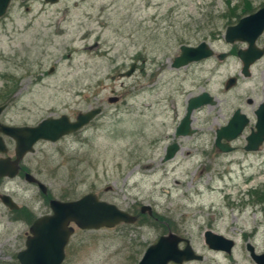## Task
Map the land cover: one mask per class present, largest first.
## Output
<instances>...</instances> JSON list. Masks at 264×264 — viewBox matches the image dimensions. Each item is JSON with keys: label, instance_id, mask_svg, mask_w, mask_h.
<instances>
[{"label": "rangeland", "instance_id": "rangeland-1", "mask_svg": "<svg viewBox=\"0 0 264 264\" xmlns=\"http://www.w3.org/2000/svg\"><path fill=\"white\" fill-rule=\"evenodd\" d=\"M261 4L264 0L11 2L0 18V105H8L3 120L34 125L48 115L74 118L102 108L61 142L37 144L25 166L53 198L74 200L93 192L137 216L133 224L75 230L64 264H137L168 230L203 255V262L193 264L229 263L207 249L206 230L231 238L238 260L245 229L257 224L254 242L264 248V221L256 212L264 199V160L242 151L216 159L210 152L213 129L230 117L240 96L256 89L264 59L229 91L224 84L240 68L233 57L171 67L181 45L206 42L215 53L229 51L224 40L229 15ZM132 64L134 73L120 77ZM202 92L214 104L193 112L195 134L176 138L188 99ZM112 96L119 100L108 103ZM173 142L179 152L163 161ZM2 189L21 208L11 211L0 202V264H19L16 254L40 214L41 192L22 178L0 181ZM143 205L151 207V215L140 213Z\"/></svg>", "mask_w": 264, "mask_h": 264}, {"label": "water", "instance_id": "water-1", "mask_svg": "<svg viewBox=\"0 0 264 264\" xmlns=\"http://www.w3.org/2000/svg\"><path fill=\"white\" fill-rule=\"evenodd\" d=\"M14 0H0V18H2L11 2ZM16 1V0H15ZM24 2L26 0H17ZM47 3H55L57 0H45ZM264 30V6L259 8L253 14L245 16L232 26L225 30L224 40L227 43L243 42L248 45L247 49L240 50L242 73L244 76L250 75V67L261 58L264 49L258 50L255 47L257 37ZM214 53L206 42H201L197 46L181 45L179 55L176 56L171 64L173 69H179L188 64L205 60ZM226 53L217 55L219 61L224 60ZM243 56V57H242ZM136 65L132 64L130 68L121 73L120 77H130L135 70ZM235 83L234 78L227 80L225 89L231 88ZM118 97H109L108 103H115ZM213 103L212 97L204 92L198 96L191 97L187 102L186 112L181 122L175 130V136H191L196 129L191 128L192 113L205 105ZM4 106H0V113ZM101 108L96 107L86 112H81L76 119L70 122L65 115L59 118L48 117L41 120L35 126H9L0 124V131L10 137L15 142V159L8 162L7 159H0V178L17 176L19 162L28 153L34 151V144L40 140L56 142L62 136L77 132L88 125L100 113ZM258 122L259 112H257ZM248 118L237 110L229 120L226 127L218 133L217 142L222 138L231 140L240 133ZM233 130H235L234 134ZM264 135L262 133L253 135L249 143H254V147H246L247 151L256 150ZM3 142L0 141V152H3ZM226 151H230L225 149ZM179 151V145L172 143L167 146L163 161H169L174 158ZM24 181L31 184L37 183L39 189L45 192L46 186L39 182L32 174L26 173ZM1 203L11 211L19 209L17 203L8 195L0 196ZM51 213L49 215L35 219L29 227L28 235L25 240V248L16 254L19 264H62L65 258L64 248L70 237L74 234L75 228L79 230H99L101 228H113L120 223L133 224L137 221V216L131 215L126 211L118 209L115 205L100 200L93 192L87 193L78 199L61 201L51 199L49 201ZM152 214L151 207L143 205L140 213ZM204 241L208 248L214 250H223L227 253L232 249L234 242L220 234L212 231L204 232ZM184 242L183 250L179 249V244ZM262 256H255L257 262ZM195 254L193 248L186 238L175 233L168 232L161 235L158 240L147 247L141 259L137 264H168L174 262L181 264L185 261L201 259Z\"/></svg>", "mask_w": 264, "mask_h": 264}, {"label": "flooded vegetation", "instance_id": "flooded-vegetation-1", "mask_svg": "<svg viewBox=\"0 0 264 264\" xmlns=\"http://www.w3.org/2000/svg\"><path fill=\"white\" fill-rule=\"evenodd\" d=\"M262 6H264V4ZM262 6L258 7L254 11H250V12L246 13L242 17H245V16L253 14L255 11H257ZM242 17H240V18H242ZM240 18H238V19L236 17L231 18L230 21H232L233 23L228 25V26H232V25L236 24L239 21ZM238 43H240L241 46H239V47L235 46V44H238ZM229 46H230V49H229V51L225 52L227 55H226V57L224 59H226L227 57H230V58L233 57V58L237 59L238 63L240 64V68H239L238 73L235 76H231V77H233L235 79L234 86H232L230 88V89H232V88H235L237 84H239V80L241 78H245L246 79V78H249L251 76V69H250V75L249 76H244L243 75V73H242V65H241V63H242L241 56L238 55V52L240 50L247 49L248 45L246 43H242V42H235V43L229 44ZM255 47L258 50L264 49V30L257 37V39L255 41ZM217 55H219V53H215L214 52V55L212 57H214V56L217 57ZM263 59H264V53H263L261 58L256 63L260 62ZM231 77H229V78H231ZM225 84H226V82H225ZM225 84H224V86H225ZM230 89H228V90L225 89V90L229 91ZM202 93H204V92H202ZM202 93H200V94H202ZM237 100L239 101L238 106L235 107L232 110V114L230 115V117L226 121H224L223 124L218 125L217 127H215L213 129V133H212V137H211V141H210L211 156L213 158L219 159V157L229 156V155L234 154V153H236L238 151H242L244 156L259 155L262 158L261 162H263V160H264V135H263V138H262L261 142L259 144H257V146H255V147H257L256 150L247 151L245 148L246 147H254V143H249V139L253 135H257V134L262 133V129L264 127V75H262V77H260V81L257 83V87H256V89L254 91H252L249 95H246L245 97L240 96ZM214 102H215V98L213 97V103L211 105H213ZM1 106H4V109L0 113V124L9 125V126H26V124H24V125H16V124H9V123L5 122L3 120V117H4V113H5V110H6L8 105H1ZM245 107L249 110L250 113L245 112V110H244ZM237 110H239L240 113L245 114L247 116L248 120H247L246 124L243 126V128L240 131V133L237 134V136H235V138H233L231 140H227L225 138H222L220 140V142H217L218 133L221 131L222 128H224V127H226L228 125L229 120L231 119L232 115ZM80 112H82V111L77 112L76 115L74 116V118L70 115V113H68V114L62 113V114H56V115H48L45 118H48V117L59 118V117L65 115V116H67L69 118L70 122H72V121H74L76 119V116ZM83 112H85V111H83ZM257 112H259V118H260L259 122H258V119H257ZM45 118H43V119H45ZM43 119H41V120H43ZM38 123H36V124H38ZM36 124H34V125H36ZM34 125H29V126H34ZM77 132H74V133H77ZM234 132H235V130H233L232 134H234ZM74 133L62 136L56 142L40 140V141H38V142H36L34 144V146H33L34 151L32 153L35 152V146H37V144H39V143H47V142H49V143L55 144V143L61 142L65 138L70 137ZM0 141L3 142V148L2 149L4 150L3 152H0V159H7L8 162L10 163V161H13L15 159V142L10 137L4 135L1 131H0ZM225 149H228L230 151H226ZM25 157H26V155L24 156V158ZM24 158L19 162V168H18L17 176H15L14 178H9L7 176L0 178V181H3L4 185L8 184L11 180H13L15 178H22L24 180V176H25L26 173L32 174L39 182L43 183L40 179L37 178V176L32 171H30L25 166ZM30 185L33 186V187H36L41 192L40 200L43 203V205L41 207V210H40V214L35 219H37L39 217H43V216L49 215L51 213L50 208H49V201L51 199H56V198H53V197L50 196L49 189H48V187L46 185H45L46 186L45 192H43V191H41L39 189L37 183H31ZM1 195H8L15 202L13 196L9 193L8 190L2 189L0 191V196ZM58 200H65V199L64 198H60ZM20 208L21 207L19 206V209ZM18 210H16V211H18ZM256 212L262 214L261 218H262V221H264V199L261 200V202L259 203L258 209L256 210ZM75 230H78V229L75 228ZM257 230H258L257 229V224H255L251 229H245V231L243 233L245 247H244L242 253L240 254V258L238 259L239 261L233 259V250H234V247H235V242H234L233 248L229 251V253H227V252H225L223 250H214V249H211V248H207V249L209 251H211L212 253H214V254H222L223 256L228 257V260H229L228 264H264V248H259L256 245V243L254 242L255 237L258 234ZM169 231L170 230H168L166 233H168ZM166 233H164V234H166ZM164 234H162V235H164ZM25 236L27 237V232L25 233ZM158 238H157V240H158ZM25 240H26V238H25ZM184 247H185V243H181L179 245V249L180 250H183ZM194 252H195V254H198L202 258L201 259L190 260V261H185V262H183L181 264H193V263H199V262H203L204 261L203 255L197 253L195 250H194ZM64 253H65V259H66V256H67V245L64 248ZM255 256L256 257L257 256H262L258 260L259 263L257 262ZM65 259H64L62 264L65 263ZM168 264H176V263L171 261Z\"/></svg>", "mask_w": 264, "mask_h": 264}, {"label": "trees", "instance_id": "trees-1", "mask_svg": "<svg viewBox=\"0 0 264 264\" xmlns=\"http://www.w3.org/2000/svg\"><path fill=\"white\" fill-rule=\"evenodd\" d=\"M260 6H262V4H261ZM250 11H254V10L242 11V12H240V13H238V12H232V13L229 15V18L227 19V21H228V25L233 23L232 21H230L231 18L236 17V18L238 19V18L242 17L243 15H245L246 13H248V12H250Z\"/></svg>", "mask_w": 264, "mask_h": 264}]
</instances>
